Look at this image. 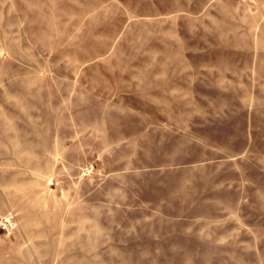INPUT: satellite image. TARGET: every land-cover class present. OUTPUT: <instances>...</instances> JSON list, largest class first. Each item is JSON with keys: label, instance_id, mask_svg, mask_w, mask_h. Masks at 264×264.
Returning <instances> with one entry per match:
<instances>
[{"label": "rangeland", "instance_id": "obj_1", "mask_svg": "<svg viewBox=\"0 0 264 264\" xmlns=\"http://www.w3.org/2000/svg\"><path fill=\"white\" fill-rule=\"evenodd\" d=\"M0 264H264V0H0Z\"/></svg>", "mask_w": 264, "mask_h": 264}, {"label": "built area", "instance_id": "obj_2", "mask_svg": "<svg viewBox=\"0 0 264 264\" xmlns=\"http://www.w3.org/2000/svg\"><path fill=\"white\" fill-rule=\"evenodd\" d=\"M0 226L4 229L10 230L15 227V223L10 218H5L0 221Z\"/></svg>", "mask_w": 264, "mask_h": 264}]
</instances>
